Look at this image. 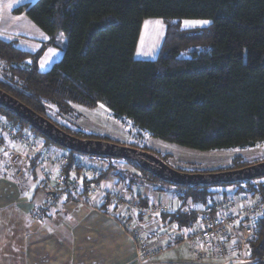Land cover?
Returning a JSON list of instances; mask_svg holds the SVG:
<instances>
[{
    "label": "trees",
    "instance_id": "obj_1",
    "mask_svg": "<svg viewBox=\"0 0 264 264\" xmlns=\"http://www.w3.org/2000/svg\"><path fill=\"white\" fill-rule=\"evenodd\" d=\"M13 12H24L47 39L31 52L0 38V89L64 131L103 139L100 134L69 130L54 118L71 115L73 104L89 108L101 104L114 118L186 148L247 149L264 142V0H34ZM152 17L165 24L159 54L153 60L136 59L142 21ZM181 19L210 22L184 29ZM59 33L65 38L61 56L47 70H39L40 56L47 46L59 44ZM190 46L200 49L180 56ZM0 115L20 130L28 126L2 106ZM34 135L43 139V146L60 147L38 132ZM161 156L162 161L168 158ZM126 161L147 180L165 182ZM73 164L72 155L67 156L64 172L70 173ZM249 164L237 155L229 167L209 171ZM110 168L99 167L94 178L83 176L81 185L104 179ZM140 180L129 177L128 183ZM234 183L245 184L244 193L262 203L252 220L249 246L251 256L260 259L257 264H264V182L255 178ZM178 187L182 188L176 194L178 205L157 217L189 226L215 192L206 186ZM132 193L141 206L149 204L150 195Z\"/></svg>",
    "mask_w": 264,
    "mask_h": 264
},
{
    "label": "crops",
    "instance_id": "obj_2",
    "mask_svg": "<svg viewBox=\"0 0 264 264\" xmlns=\"http://www.w3.org/2000/svg\"><path fill=\"white\" fill-rule=\"evenodd\" d=\"M42 35L39 41L44 43L47 38ZM6 40H13L20 49L36 50L22 46L15 38ZM63 44L61 41L49 45L42 53L52 55L50 64L61 56ZM10 144L0 133V264H137L140 258L137 242L118 218L109 214L121 215L119 207H114L111 200L100 205L99 194L84 202L67 198L58 200L54 206H43L47 180L37 175L28 163L10 160L4 149ZM53 176L49 175V184L54 182ZM107 177L101 180L107 191L114 193V188L120 187V192H134L121 187L117 177ZM136 192L142 197L151 194L149 203L159 201L153 197V190H144V186ZM129 211L132 218L134 211ZM158 219L147 220L144 231L140 227L148 243L161 242L162 251L153 260L162 264L212 263L197 260L191 246L169 235ZM178 245L183 247L176 249Z\"/></svg>",
    "mask_w": 264,
    "mask_h": 264
},
{
    "label": "built area",
    "instance_id": "obj_3",
    "mask_svg": "<svg viewBox=\"0 0 264 264\" xmlns=\"http://www.w3.org/2000/svg\"><path fill=\"white\" fill-rule=\"evenodd\" d=\"M0 133L6 136L10 145L4 147L10 160L18 159L28 163L47 180V189L44 192L42 205L51 207L60 199H73L77 202L100 195L102 205L111 200L114 207H119L121 215L109 212L110 216L118 218L128 235L137 242L140 258L137 264H162L154 257L162 251L161 242L151 243L141 235L147 220L158 218L162 213L170 212L169 203L159 201L141 206L138 198L128 190L125 192H110L100 181H92L84 186L78 182V165H73L75 174L64 172L67 156L57 149L51 150L47 146H39L35 136H30L20 130L0 115ZM263 144L258 142L257 145ZM14 145V146H13ZM256 145V146H257ZM101 167V166H100ZM99 167L89 168L94 178ZM21 173V171H18ZM53 174L54 182L49 184V175ZM129 209L133 210L130 218ZM262 203L259 198L246 194L233 196L217 195L198 212L195 220L189 226H178L175 223L162 221L169 235L176 237L181 243L191 246L194 257L202 262L211 264H257L260 260L251 256L249 241L252 238V220L261 211ZM127 210V211H125ZM141 215V219L137 217ZM139 220H138V219Z\"/></svg>",
    "mask_w": 264,
    "mask_h": 264
},
{
    "label": "rangeland",
    "instance_id": "obj_4",
    "mask_svg": "<svg viewBox=\"0 0 264 264\" xmlns=\"http://www.w3.org/2000/svg\"><path fill=\"white\" fill-rule=\"evenodd\" d=\"M34 0H0V38L13 39L15 38L22 46H28L35 51L41 47L42 40L39 41L43 32L28 18L24 13H14L13 8L20 4L33 2ZM209 21L207 19H181L180 26L184 29H197L203 25L184 26V21ZM146 21L151 23L145 24ZM155 21H162L158 17L146 18L142 21L138 40L134 50V58L136 59H155L159 54L161 43L165 32V24L162 21L163 26L154 23ZM64 36L59 33L56 37V43H60L64 40ZM193 49H200L199 46H190L183 50L180 56H187L188 52ZM52 53V52H51ZM53 54V53H52ZM54 58L49 53H44L38 60V69L45 71L50 67V63ZM43 64V67L41 65ZM73 114L66 115L65 117H54L58 125H63L72 130H82L87 133L100 134L104 138L100 140L114 142L121 145H134L137 149L147 151L155 156L166 155L168 158H164L172 168L180 167L186 169H195V172H210L209 170L221 169L229 167L233 157L239 155L248 163H256L264 160V142L261 145L254 146L247 149H222V150H198L192 148H186L174 143L163 141L157 138H153L148 132L141 130L132 125L128 120L116 119L111 113L101 104L96 107L89 108L80 105L73 104ZM23 130L32 137L36 133L28 126H24ZM76 133V132H75ZM39 137V138H37ZM36 143L43 146V139L40 136H35ZM14 146V145H13ZM48 147V146H47ZM51 145L49 148L52 150L57 149L66 156L72 155L74 159L73 165H78L80 168L78 171V182H81L83 176L91 178L92 174L89 172V168L92 167H106L111 165L108 177H122L123 181H120L121 187H127L129 185L132 191L140 190L144 186V190H152L151 188H159V190H153V197H158L159 201L171 202L173 209L176 205V194L181 191V187L160 182L157 180H147L149 177L146 174L140 172L131 163L125 159H101L96 156H91L79 152H73L66 148L55 147ZM31 167V165H30ZM32 168V167H31ZM32 170H34L32 168ZM72 167L70 174L74 175L75 171ZM207 170V171H201ZM227 170V169H224ZM37 175H39L37 173ZM129 177L143 179L142 184L140 182L128 183ZM118 178V177H117ZM141 181V180H140ZM258 181L264 182V176L259 177ZM151 187V188H150ZM245 184L242 183H228V184H216L206 186V190L209 192H215L214 197L217 195L233 196L236 194L244 193ZM120 187L114 188V191H119ZM125 189V188H123ZM146 192V191H145ZM151 195V194H150ZM248 195V194H247ZM183 246L178 245L176 249H180ZM174 248V247H173Z\"/></svg>",
    "mask_w": 264,
    "mask_h": 264
},
{
    "label": "water",
    "instance_id": "obj_5",
    "mask_svg": "<svg viewBox=\"0 0 264 264\" xmlns=\"http://www.w3.org/2000/svg\"><path fill=\"white\" fill-rule=\"evenodd\" d=\"M0 106L15 114L30 128L62 148L91 156H107L130 160L135 166L147 173L173 185L209 186L251 180L264 176V160L236 169L210 172L179 171L147 151L100 139L74 136L2 89H0Z\"/></svg>",
    "mask_w": 264,
    "mask_h": 264
},
{
    "label": "snow or ice",
    "instance_id": "obj_6",
    "mask_svg": "<svg viewBox=\"0 0 264 264\" xmlns=\"http://www.w3.org/2000/svg\"><path fill=\"white\" fill-rule=\"evenodd\" d=\"M148 23H151V22H149V21L145 22L146 25ZM154 23L160 25L161 27L163 26L162 21H155ZM183 23H184V26L187 27V26H195V25L207 24V23H209V21H206V20H204V21H188V20H186ZM50 51H54V50H50ZM41 67H43V64L41 65Z\"/></svg>",
    "mask_w": 264,
    "mask_h": 264
}]
</instances>
